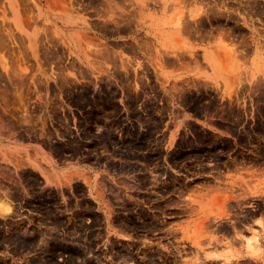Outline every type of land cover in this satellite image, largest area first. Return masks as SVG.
Wrapping results in <instances>:
<instances>
[{"label": "rangeland", "instance_id": "374dc122", "mask_svg": "<svg viewBox=\"0 0 264 264\" xmlns=\"http://www.w3.org/2000/svg\"><path fill=\"white\" fill-rule=\"evenodd\" d=\"M180 4L169 25L164 0H0V201L24 216L14 230L0 217V250L24 264H219L214 225L264 214V0ZM216 31L221 48L190 66L191 36ZM19 157L20 193L1 167ZM196 208L188 248L172 226ZM263 239H246L251 256Z\"/></svg>", "mask_w": 264, "mask_h": 264}, {"label": "crops", "instance_id": "0c3cea01", "mask_svg": "<svg viewBox=\"0 0 264 264\" xmlns=\"http://www.w3.org/2000/svg\"><path fill=\"white\" fill-rule=\"evenodd\" d=\"M182 0H164V9H167V11H169V8L173 7V10L171 13H168L166 19L168 20V24L171 25L172 21L175 18V13H178V10L180 8L179 5L180 2ZM170 20H169V19ZM249 19V18H248ZM252 26V24H251ZM157 25L156 23H153L152 26L150 28H147V31L150 33L149 37H153V43L154 44H159L155 39V35H157L158 37L161 34H158L157 31ZM257 27L254 23H253V28ZM180 30V26L178 28ZM178 30V31H179ZM177 31V28H169L167 30V33H169L168 35H164V33H162V35H164V37L162 38V40H165L166 42H172L174 40V33ZM182 32V36L181 38L183 39H187L186 37V30H181ZM180 31V32H181ZM193 38L190 39L192 40L193 43V56H189L188 58H185V61H187V63L190 66L193 67H197V64H201L202 63V59H203V54L205 53V50H210L211 52H213L215 49H219L221 48V42H219V31L214 32L212 35H210L207 39L201 40V38H197L196 37V33L191 36ZM160 39V38H159ZM230 42V41H229ZM237 44V43H236ZM234 51V50H233ZM236 51V50H235ZM241 51V50H240ZM256 55V51L252 53V55L249 57L248 59V65L251 64L253 58ZM245 56H240L239 59L240 61L244 60ZM216 68V65H215ZM214 67H211L210 71H214L215 73L217 72V69H215ZM198 74H188V73H183L181 77H197ZM17 145L19 148H25L26 143L24 140H20V138L17 139ZM22 169L20 171V157H19V161H18V170L14 171V170H10L9 166H3L1 165L2 169H4V176L5 179L7 180L5 183L6 187H10L7 182L10 181V179H12L13 181H15L14 183L17 184V191L18 193H20V172L24 173L25 172V163L24 161H22ZM5 168H8L9 170L5 171ZM233 175V173L231 174ZM233 176H226L225 179H231ZM257 180L260 182L259 186L264 187V170L259 171L258 176H257ZM228 183V182H227ZM225 184L224 186H218V184H215V186L217 187V191H224V189L228 188V184ZM215 189V187H214ZM264 191V189H263ZM7 195H8V199L11 198V193L8 191ZM214 192L215 191H210V190H202L199 194L198 197L200 199L203 200V203L201 204L204 205L205 201L204 198L207 197H212L214 196ZM0 197H1V193H0ZM1 199V198H0ZM11 204H6L4 201H0V211H5L4 214H1L0 217L1 219L5 220V221H9V226L7 227L8 229H13L16 225L17 227H19L20 225V221H22V219L20 218L19 215V207H17L19 205L14 203L13 201H10ZM233 206V205H232ZM201 208H196L195 212H191L189 214V216L185 219L182 220H177L175 222H173L172 228H174V230H176L178 232L177 234V238L176 240H178L179 242H182L183 244H186V246L188 248L192 247V243L189 241V239L187 238L188 234L187 232H189V230L191 228H193L194 226H196L199 223V214H200ZM233 220H223L220 222H217L214 225V229H215V234L216 237L219 239V241L221 239L226 240V246L230 245L231 249L228 250L227 248H223L226 246H222V248H220L218 245L216 246V248H214L213 250H210L207 252V254H216V255H220V257L215 258V259H208L207 262L209 263H219V264H237V263H243V264H264V239L261 241V247H262V254L260 256H251L248 253V250L246 248V239H252L254 237V231H258V233H260V235H262L264 237V214L260 213L257 216L253 217L250 221V223L247 225H243L241 227H237L234 228V224H233ZM17 223V224H16ZM226 226L225 231H223V227ZM171 226L167 227V231H172ZM14 230V229H13ZM183 233H182V232ZM23 233H24V226H23ZM121 235H126L128 236V233L125 232H121ZM134 237V236H133ZM240 237H243V239H241ZM137 241V240H136ZM154 243V242H153ZM9 249V247H8ZM190 254L195 255V251L190 252ZM232 254H241V257H232L231 258V262H224V256H230ZM224 255V256H223ZM0 259L3 260H7L10 261L11 264H24L25 262V252H23L22 255H18L15 256L14 253L9 252V250L7 249H2L0 250ZM182 260L184 261L185 258H182ZM181 262V261H180Z\"/></svg>", "mask_w": 264, "mask_h": 264}]
</instances>
